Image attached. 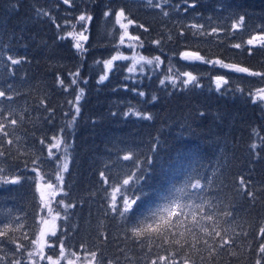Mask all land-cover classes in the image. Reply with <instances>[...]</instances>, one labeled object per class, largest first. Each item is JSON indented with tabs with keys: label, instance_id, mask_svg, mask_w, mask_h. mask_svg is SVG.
Masks as SVG:
<instances>
[{
	"label": "trees",
	"instance_id": "16d2710c",
	"mask_svg": "<svg viewBox=\"0 0 264 264\" xmlns=\"http://www.w3.org/2000/svg\"><path fill=\"white\" fill-rule=\"evenodd\" d=\"M75 1V8L93 17L85 33L89 39L83 43V52L75 50L70 39L63 37L65 29L60 18V27L55 24L53 19L62 13L56 0H0V91L5 92V98H0V123H5L8 133L3 137L0 132L7 150L6 156L0 158V168L10 176L23 174L20 183H0V222H12L7 236L0 237V264H11L16 258L29 264L27 253L34 247L31 241L40 224V194L36 190L37 175L31 171L32 161L37 157L47 161L46 145L40 141L44 138L48 142L58 132L63 135V149L67 148L68 169L57 199L62 198L64 204L57 206L60 215L56 230L66 242L68 259L83 263L92 260L89 253L95 251L103 264L109 260L113 264H152L154 260L157 264H184L185 260L188 264H255L257 249L264 241L257 238L259 228L264 226V103H253L252 87L244 83L243 77L252 81L256 77L202 61H186L180 53L197 52L205 61L220 59L264 72V47L253 48L251 54L246 44L241 49L231 47L264 29V0H153V4L148 0L144 4L143 0ZM155 3H160L161 8L154 7ZM190 4L195 6L189 7ZM116 7H123L133 20V35L140 37L143 46L133 41L124 51L129 59L115 61L107 79L98 83L105 71L103 61L114 55L118 43V28L110 24V17L105 18L104 12ZM210 9L226 17V29L210 38L201 34L192 40L188 36L182 39L179 33L168 35L171 23L188 33L191 26L186 23L202 21ZM164 11L169 16H164ZM240 16L245 20L234 32L232 24L239 22ZM165 24L168 27H162ZM134 55L136 59L141 55L152 59L154 64V58L159 56L160 69L142 62V75L138 71L140 65L129 74L127 69L133 65ZM9 57L22 63L12 65ZM48 61L50 65L46 64ZM170 67L179 72L191 71L199 86H161L160 80L169 75ZM77 69L80 73L73 84L70 74ZM129 75L131 80H126ZM216 75H224L229 84L217 90L212 79ZM37 78L48 94L39 95L40 87L35 88ZM133 88L145 96H139ZM77 89L83 90L78 112L77 101L73 105ZM8 96L13 99L8 100ZM10 112L9 119L18 121L15 126L4 119ZM144 115L151 119H143ZM8 140L13 143L9 145ZM127 154L129 160L125 161L122 156ZM57 165L56 159L47 161L41 170L55 180L61 170V165ZM101 171L106 172L110 187L100 177ZM136 173L142 177L138 181ZM129 175L133 176L131 189L123 184ZM196 180H200L203 190L193 195L191 183ZM116 186L122 189L116 196L121 206L126 194L131 199L140 197L134 205L133 219L150 215L158 204L179 193L185 211L194 202L215 213L214 222L205 223L210 231L215 227L221 235L216 237L213 233L208 237L198 232L201 239L195 244L191 235L180 237L184 227L179 226L172 231L183 248L173 243L171 236L167 243L155 235L145 237L142 245L129 240L124 235L126 222L109 207ZM245 186L254 198L246 195ZM67 204L75 207L65 209ZM229 212L231 216L226 215ZM3 223L0 230H4ZM19 224L25 227L20 228ZM224 239L231 243L221 248ZM12 240L25 245L22 253H15ZM51 241H55L53 257H59V241L56 237ZM81 245L86 246L87 252L81 250ZM72 252L77 255H70ZM45 253L52 254L47 247ZM160 256L166 260L160 261ZM66 262L61 258L59 264ZM36 264L45 262L39 260Z\"/></svg>",
	"mask_w": 264,
	"mask_h": 264
},
{
	"label": "snow or ice",
	"instance_id": "6c2138e0",
	"mask_svg": "<svg viewBox=\"0 0 264 264\" xmlns=\"http://www.w3.org/2000/svg\"><path fill=\"white\" fill-rule=\"evenodd\" d=\"M65 4H71V0H63ZM165 3H168L169 0H164ZM187 2V0H185ZM149 4H153V0H148ZM194 4H190L189 7H194ZM154 7L156 8H161L160 3H155ZM179 7V6H177ZM186 12L187 9H184ZM112 10L109 9L108 11L104 12L105 18H108L111 15ZM47 15V13H44ZM164 16H169V12L164 11ZM126 18V14L123 8L115 12V23L119 25L120 29H123V34L120 35L119 37V45H117V50L119 51V46L125 44V38L127 37L128 40L134 41V42H140V37L139 36H130L128 33V27L129 25L133 24V20L128 19L127 23H122V19ZM77 23H79L82 26V31L79 33L78 40L79 41H88L89 37L85 33L88 32V26L90 22L93 20V17L91 14L84 12L81 13L77 18ZM245 17L240 16L239 17V22H233L232 24V30L235 32L238 30L240 25L244 22ZM70 23V22H69ZM59 28L60 25H57ZM74 27V26H73ZM204 26L203 25H198L193 23L191 25L192 29H202ZM147 31V29H145ZM212 33H216L218 29L216 27L212 28ZM202 34V33H201ZM68 36H71L72 33L69 32L67 33ZM181 36L184 35V32L181 31L180 33ZM60 39H63V37H58ZM153 43H159V41H154ZM244 44L250 46L247 50L249 54L252 53L253 48L256 47H264V29L261 30L260 34H254L251 35L249 39L246 41H242L241 43H235L231 45V47L236 48V49H241L243 48ZM139 46L142 47L143 43L140 42ZM74 47L78 52H83L86 51L84 49V46L82 43L77 42L74 44ZM180 57L183 60L186 61H202L205 62L212 67H222L224 69L233 71L235 73H241V74H246L247 76L251 77H259L261 79H264V72L261 71H253L250 70L248 67H243L235 63H223L220 59L216 60H207L205 61L203 57L199 55L197 52H181ZM11 60L12 65H17L22 63L21 60L17 59H12L9 57ZM129 59V57L123 56V55H113L110 59L103 61V66H104V74L100 76L98 83H103L108 76V72L113 68V64L115 61L118 60H126ZM133 59V65L128 67L127 72L129 74H133L137 71L136 66L140 65L138 71L142 75L144 73V67L143 64H147L151 67H154V69L158 70L160 69V65L162 61L160 60L159 56H156L154 59L156 63L154 64V61L152 59H146L144 56H139V59L135 58V55L132 57ZM143 62V64H142ZM99 63V62H98ZM80 69H77V72L75 74H70L73 76L72 83L76 84L77 83V78L79 76ZM58 79H60L58 77ZM126 80H131V76H125ZM213 82L215 84V87L217 90H220L222 86H226L229 84V80L224 76V75H216L213 78ZM198 78L197 76L193 75L191 72L184 71V72H179L175 71L174 68L170 67L169 68V75L166 76L165 79L160 80V85L161 86H166L167 83H170L173 88H176L179 84H183L184 86H188L189 84H194L195 86H199L198 84ZM61 84H63V81H60ZM132 83H136V81L132 80ZM125 90H128V85H124ZM133 92L138 94L141 97L145 96V93L143 91H137L136 88L131 89ZM67 91V89H65ZM83 90L81 89V94L76 96V101H77V112L79 111L78 108V101L81 99ZM251 99L253 103H256L257 101H264V88H259L257 89L254 93H250ZM0 98H5V92L0 91ZM8 100H12L13 98L11 96L7 97ZM156 98L153 97V100ZM69 104H72V101H69ZM49 112H51V109H48ZM131 112L125 113V115H130ZM3 115L2 110H0V116ZM67 115V113L65 114ZM139 116L140 114L137 113ZM11 117V112L7 117H4L5 121L7 123H10L11 125L15 126L18 121L14 118L9 119ZM143 119H151L150 115H144L142 117ZM23 119V117H21ZM49 123H51V119L49 118ZM5 123H0V132L3 133V137H6L8 135L7 131H5ZM56 142L47 144L46 140L44 138L41 139L40 143L41 145H46L48 147V155H47V161H52L56 159L57 153L53 152V149H56L57 151L60 150L61 148V141L57 140L56 137L54 136L52 138ZM7 143L11 145L13 142L11 140H8ZM66 145V141L64 142ZM255 147V145L253 146ZM67 151V148L65 147L64 149ZM7 150L4 149V143H3V138L0 137V158L6 156ZM125 161L129 160V157L125 155L123 157ZM44 158L42 157H37L32 161V164L34 167L31 169L32 172H35L37 177L40 179H47L46 187L50 189L51 191L48 193V198L46 199L45 194L43 192H40V184H36V190L40 192V201L42 202L40 204L41 210L44 208H47L48 213L51 214L52 212H56V215L52 217V220L49 221L48 219H43L42 224L44 227L40 228V231L38 235L36 236L35 239L31 241L33 245L36 246L35 251H28L27 255L29 257V264H35V261L32 260L33 257L39 256L40 260H47L48 264H59V261L53 258V255L55 254V241H51L52 237H56L57 240L59 241V246H60V257L62 259H67V264H75V261L72 259L67 258V254L65 252V249L67 247L66 242L63 238L57 236V230H56V223L55 220L57 216L60 215V212L58 210V205L64 204L63 199L55 200L57 196V191H56V181H59L61 184H63V172H66L68 169V165L65 163L63 165V168L57 172L55 176V180H52L48 178L47 173H43L41 170V165L45 164L47 162ZM25 171H28V166L27 164L25 165ZM6 170L4 168H0V183L4 184H17L21 182L22 178V173H17L15 175H8L5 174ZM100 177L104 180V184L107 186H111L108 183V177L105 171L100 172ZM140 173H136V180L138 181L141 179ZM133 180V176L129 175L127 179H124L123 184L125 186H128L129 189L134 187V184H130L129 182ZM244 183L243 178H241V184ZM191 188L193 190V195H198L202 190H203V185L201 184L200 180H196V182L191 183ZM104 191H107V188H104ZM117 191H122V189H115L112 193V203L109 205L111 208V212L115 215H118L121 219H123L126 222V228L127 230L124 232V235L127 239L133 240L136 243H140L142 245L143 239L148 236L155 235L157 237H162L165 239V243L168 242V237H172V242L175 243L176 245H179L180 248H183L184 245L181 244V240L176 238V233L172 231L174 228H177L179 226L184 227V232L180 233V237L184 238L185 234L191 235L194 240L195 244H199L201 237L198 235L199 233H204L208 237H212L213 233L216 237H219L221 235L220 231H217L215 227L209 230V226L205 221L207 222H214V216L215 213H213L211 210H206L202 204H196L194 202H190L189 211H185V206L179 204L178 202H172L169 204H166L164 207L157 208L156 210L151 211L150 215H145L142 218L137 217L136 219L132 218V214L134 213V205L137 204V201L140 199L139 196H137L136 199H131L130 194H126L122 197V206L119 201H117L116 198V192ZM245 192L246 195L250 198H254V194L251 191H247V187L245 186ZM53 200H55V204H53ZM65 209L75 207L74 204H67L64 205ZM226 215L231 216L232 213L229 212ZM191 217V220H188V217ZM184 218L183 220L181 218ZM19 217H16L15 220L19 222ZM3 223V222H0ZM50 225V227H49ZM12 227V222L9 221L7 223H3V228L4 230H0V237H6L7 236V230ZM20 228L25 227L24 224H19ZM130 233V235H129ZM46 237L49 238V241H46ZM257 238H264V226H261L259 228V234ZM24 239H28V236L25 235ZM2 243V242H0ZM11 243L16 245L15 248V253H22L25 249V245L21 243H17L15 240H12ZM185 243H187V240L185 239ZM231 243L230 240L224 239L223 243L220 245L221 248H224V246L229 245ZM205 244H207V240H205ZM195 246V245H193ZM45 247H47L52 254L46 255L45 253ZM81 250L83 252H87V248L84 245H81ZM14 253V255H15ZM72 256H76L77 253L72 252L70 253ZM89 255L92 257V260L87 261V264H93V261H96V264H103L102 260H97V252L92 251L89 253ZM257 255L258 258L256 259L255 264H264V242H261L259 244V247L257 249ZM160 261H165L166 257L160 256L159 257ZM11 264H22V261L20 258L13 259L11 261ZM108 264H113L112 260L108 261ZM152 264H157V261H152ZM184 264H188L187 260L184 261Z\"/></svg>",
	"mask_w": 264,
	"mask_h": 264
},
{
	"label": "rangeland",
	"instance_id": "374dc122",
	"mask_svg": "<svg viewBox=\"0 0 264 264\" xmlns=\"http://www.w3.org/2000/svg\"><path fill=\"white\" fill-rule=\"evenodd\" d=\"M80 1V0H79ZM127 1H131V0H127ZM56 2H57V6H58V8L60 9V11L62 12L61 14H59L58 13V16L59 17H56V19H53V20H55V24L56 25H58V21L57 20H60L61 21V23L63 24V27H64V29H65V33L63 34V37H66V38H69L70 39V42H71V45L73 46V48H75L74 47V44H76L77 42H79V43H84V41H79L78 40V36H79V33L82 31V26L79 24V23H77V20H76V18L81 14V13H84V12H87V11H85V10H81L79 7H76L75 8V0H71V4H65L64 2H63V0H56ZM147 2V0H143L142 1V3L144 4V3H146ZM82 7H83V5H81ZM128 6V5H127ZM50 7V6H49ZM129 8H132L133 10H134V7L133 6H128ZM121 8H123V7H116L114 10H112V12H111V15L109 16L110 17V24L111 25H114V26H116L117 28H118V38H117V41L115 42V43H117V45H119V37H120V35H122L123 34V29H120V27H119V25H117L116 23H115V12L116 11H118V10H120ZM124 9V8H123ZM105 11H108V10H105ZM125 11V10H124ZM77 15L75 18L73 17L74 15ZM125 14H126V18L125 19H122V23H127V20L128 19H131L129 16H128V14L126 13V11H125ZM108 17V18H109ZM60 18V19H59ZM225 19H226V17L224 16V15H222L221 13H218V12H213L212 11V9H210V13L209 14H206L205 16H203V18H202V21H198L197 19H194L193 21H188L187 23H186V26H191L193 23H195V24H198V25H203L204 27L202 28V29H189V32L187 33V31L184 29V28H181L178 24L176 25V24H170V27H168L166 24L165 25H163L162 27H164V26H167L168 28H167V30H169V32H167L168 33V35H171L172 33H173V35H176L177 33H181V31H183L184 32V35L183 36H181L182 37V39H184V37L185 36H188V38L190 39V40H192V38L193 37H198V36H201V33L203 34V36H205V37H208V38H210V35L211 34H215V33H212V28L213 27H216L217 29H218V31H220V30H224V29H226L225 27H224V25L226 24V22H224L225 21ZM132 20V19H131ZM166 20V22L169 20V19H165ZM209 20H212V22L211 23H207ZM67 21H68V23L70 24H68L67 23ZM221 23H223V25H221L220 27L218 26V24H221ZM74 26V27H73ZM132 26H134V23L132 24V25H129V27H128V33H129V35L130 36H134L133 35V32H132V29H131V27ZM217 31V32H218ZM69 32H71L72 33V35L71 36H68L67 35V33H69ZM186 33H187V35H186ZM101 34V28L99 29V31H98V36ZM109 37H110V34H109ZM189 40V41H190ZM92 42H94V41H92ZM91 42V43H92ZM132 42L133 41H130V40H128V38L126 37L125 38V44L124 45H120L119 46V51L117 50V46L115 47V49H114V55H123V56H127V53L126 52H124L127 48H129L130 46H132L133 44H132ZM114 43V42H113ZM85 47H88V45H86ZM75 50H76V48H75ZM112 57V56H111ZM111 57H108L107 59H105V60H108V59H110ZM48 60V59H47ZM46 60V61H47ZM104 60V61H105ZM45 63V62H44ZM46 64H51L50 63V61H48V62H46ZM44 65V64H43ZM189 69H191L190 67H189ZM188 72H191V71H188ZM243 79H244V83H248L251 87H252V93H254L257 89H259V88H264V79H261V78H259V77H256V81H252V79H246V78H244L243 77ZM44 80V79H43ZM37 81H38V83H36V85H35V88H37L38 86L40 87V93H39V95H46V94H48V89L46 88V86H43V84H42V80L41 79H39V78H37ZM247 81V82H246ZM259 81H261V82H259ZM81 93V89H77L76 90V92H75V95H74V98H73V105L75 106L76 105V96L78 95V94H80ZM258 102H262V103H264V101H258ZM56 139L57 140H59V141H61V148H60V150L59 151H57L56 149H53L52 151L53 152H56L57 153V156H56V160H57V162H58V165L60 164L61 166H60V168L62 169L63 168V165L66 163V161H67V155H66V152L67 151H65L64 149H63V135L61 134V133H59L58 132V134H56ZM71 138L72 137H70V139H69V141L68 142H71L70 140H71ZM54 142H56L55 140H53V139H51V140H49L48 142H47V144H50V143H54ZM141 149H142V151H143V146H141ZM45 150L47 151V154H48V147L47 146H45ZM40 153H42V154H44L43 152H40ZM182 154L184 153V152H181ZM46 155V154H45ZM99 156L101 157V160H103V156H102V154H99ZM122 156V155H121ZM125 156V155H124ZM124 156H122V157H124ZM127 156H128V154H127ZM57 165V166H58ZM63 174H65V172H63ZM56 176V175H55ZM64 176V175H63ZM54 178V177H53ZM48 181H47V179H40L39 177H37V183H39L40 184V192H43L44 194H45V197H46V199L48 198V193L51 191L50 189H48L47 187H46V183H47ZM61 188H62V185H61V183L59 182V181H56V191H57V196H56V198H55V200H57L58 199V195H59V193H60V191H61ZM115 189H119V187L118 186H116V187H114V189H113V191L115 190ZM175 189H178V187H177V185L173 188V191L175 192ZM113 191H112V193H113ZM40 192H39V194H40ZM117 192H119V191H117ZM116 192V196H117V193ZM111 199H112V194H111ZM55 200H53V204H55ZM172 202H178L179 204H181L182 205V203H181V198H180V195H179V193H177V194H173V195H171L170 196V198L169 199H165V201L163 202V203H160V204H158L157 205V208H161V207H164L166 204H169V203H172ZM42 202L40 201V204H41ZM157 208H155V210L157 209ZM39 231H40V228L41 227H44V225L42 224V220L43 219H48L49 221H51L52 220V217L53 216H55L56 215V212H52L51 214H49L48 213V210H47V208H44L43 210H41V208H40V210H39ZM55 223H56V220H55ZM49 227H50V225H49ZM39 233V232H38ZM38 235V234H37ZM46 239V238H45ZM46 241H47V239H46ZM264 242V241H263ZM36 250V246L34 245V247H33V249H32V251H35ZM47 255V254H46ZM54 259H56V260H58V261H60V259H61V257L59 256V257H53ZM32 260L33 261H35V264L36 263H38L39 262V260H40V258H39V256L37 255V256H35V257H33L32 258ZM74 261H76V260H74ZM89 261V260H88ZM44 262H45V264H48V262H47V260L45 259L44 260ZM66 264H67V262H66ZM75 264H76V262H75ZM79 264H87V261H85V262H83V263H79Z\"/></svg>",
	"mask_w": 264,
	"mask_h": 264
}]
</instances>
